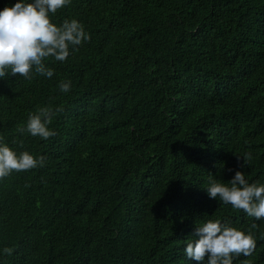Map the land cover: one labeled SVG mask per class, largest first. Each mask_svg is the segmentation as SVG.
<instances>
[{
	"label": "trees",
	"instance_id": "1",
	"mask_svg": "<svg viewBox=\"0 0 264 264\" xmlns=\"http://www.w3.org/2000/svg\"><path fill=\"white\" fill-rule=\"evenodd\" d=\"M50 16L90 39L48 58L51 78H0V136L44 157L0 179V264H200L184 240L207 217L256 237L232 264H264V219L203 188L236 170L264 183V0H71ZM45 105L54 136L17 131Z\"/></svg>",
	"mask_w": 264,
	"mask_h": 264
},
{
	"label": "clouds",
	"instance_id": "2",
	"mask_svg": "<svg viewBox=\"0 0 264 264\" xmlns=\"http://www.w3.org/2000/svg\"><path fill=\"white\" fill-rule=\"evenodd\" d=\"M71 0H15L0 7V78L19 74L32 79L33 74L51 78L54 69L46 63L48 58L65 61L70 50L90 39L83 24L75 18L64 19L57 24L50 14L68 5ZM70 80L59 81L61 92H68ZM60 111L51 105L40 106L29 112L26 123L18 127L21 134L27 132L47 140L55 135L50 128L53 117ZM250 154H245V157ZM44 157L33 156L29 151L17 152L0 136V179L13 170L22 171L42 166ZM212 199L231 204L234 209L256 220L264 219V183L249 182L241 170L223 182L208 173L203 187ZM252 227H256L254 223ZM194 235L184 240L183 253L200 264H232L239 255L249 256L256 247V237L251 231L221 221L219 218H204L195 222ZM4 253L12 249L3 248Z\"/></svg>",
	"mask_w": 264,
	"mask_h": 264
}]
</instances>
